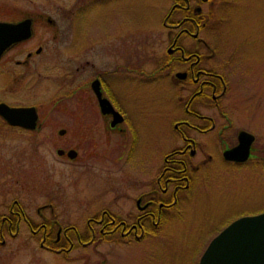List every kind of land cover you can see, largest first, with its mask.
I'll use <instances>...</instances> for the list:
<instances>
[{"label": "rangeland", "instance_id": "obj_1", "mask_svg": "<svg viewBox=\"0 0 264 264\" xmlns=\"http://www.w3.org/2000/svg\"><path fill=\"white\" fill-rule=\"evenodd\" d=\"M3 1L12 15L21 10L45 13L55 19L57 29L38 21L32 37L22 45L30 50L37 44L44 46L43 51L33 57L43 65L49 62L50 67L63 66V62L68 68L67 62L75 58L80 61L87 54L94 61L106 63L105 58L110 56L92 55V51L83 47L76 50L77 56L71 55L67 43L69 31V46L87 44L96 53L104 51L113 56L115 50L129 48L137 40L135 45L140 48V55L152 57L153 62L157 63L165 52L166 33L161 28L160 18L169 0ZM225 1L228 5V0ZM231 1L232 5L218 11V18L213 16L214 30L207 28L201 35L216 48L215 63L225 62L220 72L229 86L222 101L238 113L240 123L250 121L243 124L255 135L258 154L254 158L259 159H248L234 166L215 157L202 182L194 184V189L198 190L193 191L192 197L189 193L184 197L183 201L189 203L181 204L180 211L173 212L153 234L122 244L95 242L94 239L85 247L87 250L75 246L70 251L75 264H94L103 258L105 264H197L207 242L229 221L264 209V0ZM70 10L72 18H69ZM133 27L137 39L130 36ZM16 48L7 54L15 52ZM60 67H55V71L43 69V73L36 74L40 69L29 66L24 74L19 73V81L12 82L11 88L5 85L9 74L0 73V99L12 104L34 105L42 114L40 126L31 132L7 128L0 120V212L6 211L7 204L16 198L25 210L34 211L39 206L48 218H54L61 225L74 221L83 233L82 219L86 215L100 208L118 211L121 206L105 198L128 182L105 184L101 174L105 171L115 176L121 171L103 151L108 152L122 133L111 130L103 133L99 112L95 109L93 113L89 105L81 103V98L70 93L69 77L59 75ZM80 74V71L76 73ZM122 76V101L135 124L137 122L139 132L143 131L134 147L131 139L122 146V165L136 166L143 159L146 165L151 166V161L157 166L165 149L161 148L159 127L166 125V119L160 114L171 115L174 111L173 101L166 97L168 90L173 94L172 84L156 78L151 99L147 100L145 94L131 92L129 78L125 73ZM90 99L94 105L93 97ZM47 107L54 112L43 113L49 110ZM139 118H145L143 123ZM61 126L65 130L58 134L57 128ZM74 144L79 155L73 162L55 160L56 146ZM114 168L118 170L115 175ZM6 240L0 247V264H70L31 239L8 237Z\"/></svg>", "mask_w": 264, "mask_h": 264}, {"label": "flooded vegetation", "instance_id": "obj_2", "mask_svg": "<svg viewBox=\"0 0 264 264\" xmlns=\"http://www.w3.org/2000/svg\"><path fill=\"white\" fill-rule=\"evenodd\" d=\"M224 1L169 0L160 18L161 28L166 33L167 45L162 58L158 59L157 63L153 62L152 57L140 55V48L135 45L138 40L130 44L129 48L115 50L112 56L104 51L96 53L95 49L87 44L69 46L71 44L69 31L67 43L71 55L77 56L76 50L83 47L86 51H92V55L102 54L110 57L105 58L106 63L97 62L89 57L90 54L84 56L82 53L83 59L80 61L78 58L66 61L67 68L64 67L66 64L63 62V66L52 67L49 66V62L44 65L38 63L33 57L43 51L44 46L40 44H37L33 50L22 46L32 37L34 26L38 21L46 22L57 29L55 19L45 13L21 10H18V14L12 15L7 3L1 0L0 22L16 23L19 29H23V33H27L24 38L10 43L0 53V73L9 74L5 77V85L11 88L12 82L19 81V73L24 74L29 66L40 69L36 70V74L43 73V69L55 71V67L61 66L59 75L69 77L70 93L81 98V103L89 105L88 108L93 113H96V110L99 112L103 133L108 130L122 133V137L109 146L108 152L103 151L105 157L107 156L114 163V167H118L121 171L116 174L118 170L112 169L115 176L102 172V182L107 184L122 181L121 183L128 182V185H120L121 189L113 191L105 198L108 201L113 200L114 203L119 202L121 206L118 211L100 208L86 215L82 219L83 233L79 232L74 221L70 220V223L61 225L54 218H48L39 206L34 211H27L16 198H13L7 204L6 211L0 212V247L5 245L8 237L31 239L42 249L57 253L70 264H75L73 262L75 257L70 255V251H73L75 246L86 249L85 247L94 239L95 242L102 241L109 244L132 243L153 234L152 231L173 215V212L180 211L181 204L189 203L188 200L183 201L184 197H187L188 193L192 197L193 191L198 190V188L194 189V184L205 177V171L215 157L234 166L242 165L248 159H259L254 158L258 154L255 135L243 124H248L250 121L240 123L242 121L238 113L222 101L229 86L227 78L220 72L225 62L215 63L216 48L210 44V40L201 35L207 28L214 30L216 26L212 24L213 18H218V11L224 10L233 3L228 0L227 5ZM68 13L69 18H72V10ZM134 28L131 29L130 36L137 39L133 34ZM15 46H17L13 49L15 52L7 54ZM142 64L147 65L144 67ZM78 71L81 72L80 75H76ZM122 73L129 78L130 91L145 94L147 100L151 99L156 78L165 79L172 84L173 94L168 90L166 97L173 101L174 111L171 115L168 113L164 116L162 112L160 114V117L166 119V125L159 127L161 148L165 149L161 152L157 166L151 161V166H148L143 159L142 163L136 166L126 168L122 165V146L131 139L134 147L143 134V131L139 132L137 122L135 124L131 112L122 101L124 94ZM5 85L4 87L7 88L8 86ZM92 85L98 87L100 96L106 98L112 109L119 113L117 114L121 118L118 121H113L114 116L111 111L101 110ZM90 97H93L94 105ZM0 101L9 105H21L2 99ZM34 108L36 121L33 128L10 124L0 115L1 125L5 127L7 125V128L21 132L36 131L40 126L39 119L42 114H39L35 106ZM47 109L49 110L43 111L46 115L54 112L51 107ZM143 119L145 118L138 120L143 123ZM240 129L247 130L254 136L249 144L248 156L245 160L227 159L223 151L237 143V133ZM64 130V127H58L57 133L62 134ZM115 137L112 135V138ZM103 148L105 149V145ZM68 149L73 150L72 156L67 154ZM54 151L55 160L60 162H73L79 155L76 144L65 147L58 145ZM124 162H127V158ZM134 172H138L139 175ZM122 209L126 211L122 212ZM31 214L35 216L32 218ZM105 262L103 258L94 264H105Z\"/></svg>", "mask_w": 264, "mask_h": 264}, {"label": "water", "instance_id": "obj_3", "mask_svg": "<svg viewBox=\"0 0 264 264\" xmlns=\"http://www.w3.org/2000/svg\"><path fill=\"white\" fill-rule=\"evenodd\" d=\"M22 30L16 23L0 22V53L10 43L26 36L27 33ZM92 86L101 110L111 111L113 121H118L121 118L119 113L112 109L106 98L100 96L98 87ZM0 115L8 123L26 128H33L36 121L32 105H9L0 101ZM253 138L251 132L240 129L237 143L223 151L224 157L245 160ZM73 153L72 149L67 150L69 156ZM197 264H264V210L239 215L229 221L207 242Z\"/></svg>", "mask_w": 264, "mask_h": 264}]
</instances>
